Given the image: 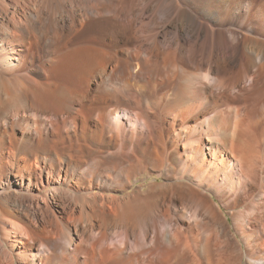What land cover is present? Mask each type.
<instances>
[{
	"label": "bare ground",
	"instance_id": "1",
	"mask_svg": "<svg viewBox=\"0 0 264 264\" xmlns=\"http://www.w3.org/2000/svg\"><path fill=\"white\" fill-rule=\"evenodd\" d=\"M0 264H264V0H0Z\"/></svg>",
	"mask_w": 264,
	"mask_h": 264
},
{
	"label": "rangeland",
	"instance_id": "2",
	"mask_svg": "<svg viewBox=\"0 0 264 264\" xmlns=\"http://www.w3.org/2000/svg\"><path fill=\"white\" fill-rule=\"evenodd\" d=\"M153 180V178H149V179H145V180H138L136 181L132 186H129L127 188V191L126 192H130L132 191V189L135 188V186L139 185V184H149L151 181ZM142 181V182H141ZM52 188V187H51ZM123 193H119V196L122 195ZM224 212H225V209H223Z\"/></svg>",
	"mask_w": 264,
	"mask_h": 264
}]
</instances>
